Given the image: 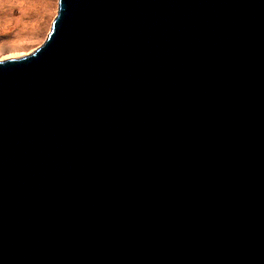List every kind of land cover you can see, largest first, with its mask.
Instances as JSON below:
<instances>
[{"label":"water","instance_id":"1","mask_svg":"<svg viewBox=\"0 0 264 264\" xmlns=\"http://www.w3.org/2000/svg\"><path fill=\"white\" fill-rule=\"evenodd\" d=\"M0 60V264H264V0H59Z\"/></svg>","mask_w":264,"mask_h":264},{"label":"bare ground","instance_id":"2","mask_svg":"<svg viewBox=\"0 0 264 264\" xmlns=\"http://www.w3.org/2000/svg\"><path fill=\"white\" fill-rule=\"evenodd\" d=\"M46 1V2H45ZM49 0H0V51L3 49L5 43H10V47L13 50H18L20 48L25 47L27 44H31L32 42H37L39 37L41 36L42 30L40 33H36V30L42 29L43 24H41V19L45 16L44 14L51 7V4L47 2ZM55 1V0H52ZM20 3V15L19 17H15L12 19V8L11 5H7V3ZM53 5V4H52ZM2 9V10H1ZM30 12L32 14L27 16ZM27 19H31V30L30 32L24 30V33H29L30 36L26 39L27 41H21L18 32H20V26ZM14 25H9V23ZM49 21L46 22L45 29H48ZM17 29L18 32L16 34L6 33L8 29ZM21 33L20 35H24Z\"/></svg>","mask_w":264,"mask_h":264},{"label":"rangeland","instance_id":"3","mask_svg":"<svg viewBox=\"0 0 264 264\" xmlns=\"http://www.w3.org/2000/svg\"><path fill=\"white\" fill-rule=\"evenodd\" d=\"M46 2V1H45ZM51 4V7L47 10V12L44 14L45 16L41 19V24H43L44 27H42V29L36 30V33H40V30H42L41 32V36L39 37L37 42H32L31 44H27L25 47L20 48L18 50H13L10 47V43H5L3 49L0 51V60H5V59H9V58H20V57H24L25 55L31 54L34 51H36L40 46H42L45 41L47 40L54 20L56 19V17L58 16V12H59V0H49L47 1ZM53 4V5H52ZM7 5H11L12 8V19L15 17H19L20 15V3H10L8 2ZM2 10V9H1ZM32 14V12H30L27 16H30ZM48 22L49 26L48 29H45L46 26V22ZM31 19H27L25 22H23L20 26V32H18L17 29H8L7 31H5L6 33H12L13 35L16 34L18 32V35L20 36L21 41L18 42H26L27 38L30 36L29 33H24L23 31L26 30L28 32H30L31 30H33L31 28ZM9 25H14L11 24V22L9 23ZM21 33H24V35H20Z\"/></svg>","mask_w":264,"mask_h":264}]
</instances>
